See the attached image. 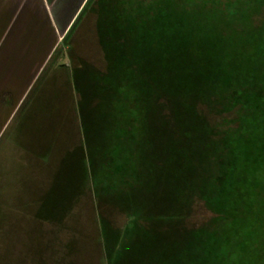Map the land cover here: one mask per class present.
I'll use <instances>...</instances> for the list:
<instances>
[{"label":"rangeland","instance_id":"rangeland-1","mask_svg":"<svg viewBox=\"0 0 264 264\" xmlns=\"http://www.w3.org/2000/svg\"><path fill=\"white\" fill-rule=\"evenodd\" d=\"M48 4L0 112V264H109L144 228L183 264H264V0Z\"/></svg>","mask_w":264,"mask_h":264},{"label":"crops","instance_id":"crops-1","mask_svg":"<svg viewBox=\"0 0 264 264\" xmlns=\"http://www.w3.org/2000/svg\"><path fill=\"white\" fill-rule=\"evenodd\" d=\"M47 1L49 2V0H0V112L3 116L9 111L8 108L11 109L17 104L30 84L29 80L34 76L28 79L31 60L41 54V65L37 68L40 70L51 53L49 48L53 40L52 26L55 21ZM34 47L41 49V52L33 51ZM8 97L13 99L9 100ZM141 231L144 235L153 237L144 238L141 242L131 239L119 251L117 243L110 244L109 264L185 262L180 250L166 243L164 238L158 237L163 234L162 232L150 228ZM107 234L116 233L109 231Z\"/></svg>","mask_w":264,"mask_h":264},{"label":"trees","instance_id":"trees-1","mask_svg":"<svg viewBox=\"0 0 264 264\" xmlns=\"http://www.w3.org/2000/svg\"><path fill=\"white\" fill-rule=\"evenodd\" d=\"M194 24V23H192ZM259 49H262L261 52V57L262 59L264 60V46L262 45V48H259ZM254 52V51H253ZM252 54V53H251ZM264 75V74H263ZM253 77H251L250 79H252ZM256 78V75H254V79ZM264 80V79H263ZM262 123V126H259V128L261 129H264V109L262 110V115H261V121H260V124ZM261 136H264L261 132L259 133ZM257 139H256V142L260 139V137L257 135ZM264 155V154H263ZM262 164H264V157L262 156ZM119 168H121V165L119 164Z\"/></svg>","mask_w":264,"mask_h":264}]
</instances>
